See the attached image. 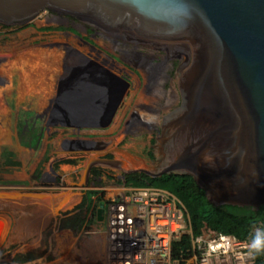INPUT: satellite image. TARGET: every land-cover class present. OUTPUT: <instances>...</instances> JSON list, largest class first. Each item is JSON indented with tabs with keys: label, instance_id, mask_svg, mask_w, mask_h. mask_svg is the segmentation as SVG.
<instances>
[{
	"label": "water",
	"instance_id": "water-1",
	"mask_svg": "<svg viewBox=\"0 0 264 264\" xmlns=\"http://www.w3.org/2000/svg\"><path fill=\"white\" fill-rule=\"evenodd\" d=\"M45 11L183 54L175 77L181 104L165 113L150 161L123 148L108 149L111 140H63L61 150L94 152L83 184L93 167L104 165L123 180L136 172L191 176L214 206L264 205V0H0V26H23ZM130 86L127 78L82 55L65 65L47 124L78 132L107 128ZM138 115L134 111L132 118ZM108 153L117 157H101ZM70 195L54 205L56 213ZM44 196L54 197L0 190V200ZM103 212L101 205L98 221Z\"/></svg>",
	"mask_w": 264,
	"mask_h": 264
},
{
	"label": "rangeland",
	"instance_id": "rangeland-1",
	"mask_svg": "<svg viewBox=\"0 0 264 264\" xmlns=\"http://www.w3.org/2000/svg\"><path fill=\"white\" fill-rule=\"evenodd\" d=\"M80 22L75 26L76 29H70L69 24L50 17L48 11H45L26 25L0 26V51L19 38L32 47H50L61 52L72 49L76 55L64 59L61 75L65 64L86 55L119 75L121 72L126 73L132 81L123 104L109 127L78 132L76 129L47 124L48 109L56 94V86L47 87L46 75L30 72L32 76L28 91L24 93H19L18 74L7 76L10 86L3 94L5 111L0 117V123L6 130L5 138L0 139V190L53 194L50 203L53 206L62 200L67 191L71 195L58 213L52 211V206L41 205L38 198L0 200V264H110L104 224L101 221H90V212H86L81 229L61 226L63 220L81 211L78 206L87 192L96 191L93 196L89 194L91 199H104L107 191L119 183L121 173L104 165H97L95 167L102 168L106 174L111 172L114 177L108 178L103 174L98 180L100 184L90 179L85 185L81 179L85 165L94 152L78 156L77 152L61 150L60 146L63 140L77 137L111 140L123 142V146L130 148V152L150 161L148 151L155 133L146 127H139L130 134L131 139L122 141L125 137L124 122L137 111L141 115L155 117L154 125L160 128L165 113L181 104V92L175 77L183 60L182 53L174 51L167 60L169 77L164 78L167 92L161 99H156L161 105L160 112H156L152 110L153 98L148 92V63L151 55L163 57L168 54L167 50L137 41H127L128 48L135 47L137 52L142 53L143 56L138 59L137 55L127 56L120 52L115 44L102 37L95 38V48H92L77 36L80 35L87 41L86 24L89 22ZM171 88L175 89L176 97L165 107ZM65 159H72L73 162L61 163ZM53 178L60 180L55 182ZM188 260V264H194L193 259Z\"/></svg>",
	"mask_w": 264,
	"mask_h": 264
},
{
	"label": "built area",
	"instance_id": "built-area-1",
	"mask_svg": "<svg viewBox=\"0 0 264 264\" xmlns=\"http://www.w3.org/2000/svg\"><path fill=\"white\" fill-rule=\"evenodd\" d=\"M102 201L101 223L110 264H182L172 256V243L186 234L191 237L190 258L194 264L256 262L250 236L241 239L224 233L193 235L185 205L167 189L122 182L108 190ZM101 205L92 215L96 221Z\"/></svg>",
	"mask_w": 264,
	"mask_h": 264
},
{
	"label": "trees",
	"instance_id": "trees-1",
	"mask_svg": "<svg viewBox=\"0 0 264 264\" xmlns=\"http://www.w3.org/2000/svg\"><path fill=\"white\" fill-rule=\"evenodd\" d=\"M152 156V153L150 152ZM73 162L72 159L62 160L61 163ZM105 174L108 178H113L111 172L105 173L100 167L91 170V181L100 184L98 181ZM124 182L128 186H146L151 185L167 189L174 193L185 205L191 223L193 235H203L208 237L212 234L224 233L236 236L238 238L254 239L257 232L264 233V205L258 210L249 207H239L233 205L214 206L211 204L204 191L200 189L195 180L188 175L165 174L153 178L144 173H131L125 180L119 179V183ZM96 191H89L78 206L81 211L62 221V228H71L78 230L85 223V215L90 212L92 215L96 207L102 204V198L97 201L89 197ZM87 212V213H86ZM90 221H94L91 217ZM255 264H264V246L261 250H254ZM192 255V243L190 235L186 234L178 241L172 243V256L174 259H180L182 264H186Z\"/></svg>",
	"mask_w": 264,
	"mask_h": 264
},
{
	"label": "bare ground",
	"instance_id": "bare-ground-1",
	"mask_svg": "<svg viewBox=\"0 0 264 264\" xmlns=\"http://www.w3.org/2000/svg\"><path fill=\"white\" fill-rule=\"evenodd\" d=\"M167 50L168 54L164 55V59H169L170 55L173 54L174 51ZM135 51L137 49L134 47L128 50V54L135 55ZM76 52L72 49H64L63 52L55 50L50 47H32L27 43H24L22 38H19L17 41L7 45L6 47L1 48L0 51V117L5 111L3 104V94L9 89L8 81L6 80L7 76L12 75L13 73L18 74L19 76V93H24L28 91V83L31 80L30 72L39 74L40 76L46 75L48 82L46 83L47 87L52 88L53 85L57 86L59 79L64 75H61V70L63 67L64 59L74 57ZM150 55V54H149ZM153 56V55H151ZM78 59V58H77ZM77 59H73L70 63H74ZM69 64V63H67ZM66 65V64H65ZM64 65V67H65ZM169 64H167L166 68ZM152 68H149V74L152 73ZM65 72V68H64ZM149 75V76H150ZM150 85L148 88V92L152 94L154 106L152 110H159L161 105L156 99H161L165 96L166 90L164 88V77H160L157 80H154L150 76ZM170 97H167V102L165 107H168L176 97V92L174 88H171L168 92ZM152 106V105H151ZM144 120L148 122H153L155 117H151L149 115H141ZM6 130L3 129V125L0 123V139L5 138ZM49 200H48V199ZM39 203L46 207L52 206V211L55 212L54 206L51 205V197H41L38 198ZM66 202V201H65ZM43 218L40 220L42 226ZM27 230V229H26Z\"/></svg>",
	"mask_w": 264,
	"mask_h": 264
},
{
	"label": "flooded vegetation",
	"instance_id": "flooded-vegetation-1",
	"mask_svg": "<svg viewBox=\"0 0 264 264\" xmlns=\"http://www.w3.org/2000/svg\"><path fill=\"white\" fill-rule=\"evenodd\" d=\"M48 14H49L50 17L55 16L56 18H59L63 23L69 24L70 25V27H69L70 29L75 28V26L77 24L81 23L80 19L78 17L74 16V15H70V14L59 15L58 13L53 12V11H48ZM86 25H87L86 28H87V32H88V35H86V39H87V41L89 43L93 44L95 42V38L102 37L104 39H107V40L111 41L113 44H115V47L120 52L126 54L127 56H130V54H128V50H130V49H132L134 47L128 48L127 47L128 46L127 41H135V40H133L130 37L124 36L123 34H121V35L120 34H114L110 30L106 29L105 26H102V25H98V24H94V23H89V24H86ZM135 55H137L138 59H140L139 56H141L142 53L135 51ZM83 56L87 57V58L95 61L97 64L105 67L103 64L98 63L96 60L92 59L91 57L86 56V55H83ZM166 66H167V59H164V57H158L156 55L151 56V59L149 60V63H148V68H152L151 69L152 73H151L150 76L154 80L158 79L159 76H163L164 78L169 77V74L167 72L168 71V67L166 68ZM105 68L108 69L109 71H111L112 73H116L113 70H111L110 68H107V67H105ZM120 76H123V77L127 78L130 81V83L132 84L131 78L126 73L121 72ZM155 111L156 112H160L159 110H155ZM132 115H131L130 119H128V120H126L124 122L125 137H124V139L122 141L127 140V139H131L132 136L130 134L134 132V129H139V127H146L149 131H151L152 133H155V135H152V138H151V141H150V142L153 143L156 134H158L159 128L156 125H154L153 122H148V121L144 120L143 117L140 118L141 114H139L138 117H135V118H132ZM138 134L139 135H143L141 133H138ZM152 143L150 145H152ZM147 145L148 144H145V146H147ZM115 147L126 149L129 152L131 151L130 148H127V147L123 146V142H118V143L111 142V145L109 146L108 149L115 148ZM150 152L152 153V149H150L148 151L149 160H151V158H152V156L150 155ZM137 156H139V155H137ZM101 157L116 158L117 155L115 153H108V154H106L104 156H101ZM139 157L145 159L142 156H139ZM93 168H95V167H93ZM91 177H92V175H90L89 180L91 179ZM118 178L122 179L120 176ZM52 180H54L55 182H58L60 179L58 180L57 178H53ZM66 214L67 213H64V215H66Z\"/></svg>",
	"mask_w": 264,
	"mask_h": 264
},
{
	"label": "clouds",
	"instance_id": "clouds-1",
	"mask_svg": "<svg viewBox=\"0 0 264 264\" xmlns=\"http://www.w3.org/2000/svg\"><path fill=\"white\" fill-rule=\"evenodd\" d=\"M264 246V233L257 232L250 248L256 251L261 250V247Z\"/></svg>",
	"mask_w": 264,
	"mask_h": 264
}]
</instances>
